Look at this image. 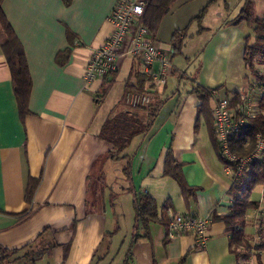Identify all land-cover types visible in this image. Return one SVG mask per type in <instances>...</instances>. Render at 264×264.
<instances>
[{
	"label": "crops",
	"instance_id": "obj_1",
	"mask_svg": "<svg viewBox=\"0 0 264 264\" xmlns=\"http://www.w3.org/2000/svg\"><path fill=\"white\" fill-rule=\"evenodd\" d=\"M245 1L175 0L153 40L174 62L191 36L189 43L196 41V53L189 56L194 69L187 73L173 66L175 88L169 91V83L158 88L164 105L149 133L134 138L127 157L117 159L109 156L112 145L100 133L116 104L124 102L126 90L146 88L149 79L132 56L121 58L119 70L104 79L87 82L84 77L92 50L113 34L109 17L116 0L3 1L24 48L32 87L29 111L22 115L13 83L17 70L2 49L0 27V264H117L119 256L123 264L128 252L131 264L241 261L231 250L223 220H212L203 246L192 233L170 238L168 225L171 213L212 218L214 210L228 214L233 205L235 173L213 141L212 114L219 96L210 98L212 112L202 115L203 102L194 89H217L234 108L247 97L249 108L259 110L264 91L256 96L244 62L246 37L254 35L253 28L247 20L233 22ZM251 1L254 16L264 19V0ZM184 78L190 81L187 89L181 88ZM116 86L119 96L111 102ZM168 159L181 164L191 195L164 175ZM128 164L130 175L124 173ZM138 193L156 200L158 218L147 227L141 221L136 233ZM257 201L260 207L248 211L245 231L264 264V249L255 248L264 244V194ZM124 218L133 234L126 251L110 263ZM251 262L258 264L255 256Z\"/></svg>",
	"mask_w": 264,
	"mask_h": 264
},
{
	"label": "trees",
	"instance_id": "obj_2",
	"mask_svg": "<svg viewBox=\"0 0 264 264\" xmlns=\"http://www.w3.org/2000/svg\"><path fill=\"white\" fill-rule=\"evenodd\" d=\"M4 0H0V27L3 31L4 38L2 49L10 62H12L17 70V75L13 78L14 91L17 98L20 113L26 115L29 111V96L32 87V79L28 66V61L22 43L16 35L13 27L9 23L3 11ZM175 0H150L145 6L143 16L144 24L155 35L159 28L160 22L164 15L169 12ZM247 20L252 25V34L246 37V46L244 51V62L248 70L255 78L256 84H264V70L257 69L256 57L264 61V19H258L254 16L253 4L251 0H246L241 11V16L234 23ZM182 40L177 45L179 51ZM264 65V62L260 63ZM262 72V73H261ZM149 79V78H148ZM143 86L138 91H144ZM130 89H127L129 91ZM202 100L200 108L202 115L205 112H212L209 107L210 98L213 97L211 90L196 87L194 89ZM237 97V96H236ZM121 104L125 107L120 111L113 112L106 120L100 135L112 145L109 154L111 158L117 159L127 157L125 150L132 143L134 138L140 135H147L158 117L164 100L159 99V95L155 92L150 104L139 107H130L125 103V99ZM233 103L231 102V105ZM213 115V114H212ZM207 118L211 120V116ZM214 122V115H213ZM214 124V123H213ZM215 126V125H214ZM215 128V127H214ZM261 134L264 137V95L259 102V110L255 116L250 118L248 125L240 128L230 138L232 151L237 155H247L253 151L256 144V137ZM213 141L219 157L226 162L221 154L220 147L216 137V131H213ZM126 175H130V165L124 169ZM164 175L170 176L177 181L184 195H191L192 188L186 183L181 170V164L173 159H168ZM256 186H264V151L260 159L250 163L244 175L235 179L230 189L231 195L234 196V202L228 214L219 215L215 210L212 213V220L220 219L226 223L227 232L230 234V247L233 253L241 259L238 264H252L251 259L255 256L256 261L260 260L259 252H252L254 244L252 236L245 231L247 223V213L249 210L258 209L260 202L250 198L253 189ZM168 204H164V208H168ZM134 209L136 213L135 225L136 233L139 224L142 221L143 226L147 227L149 221L158 218V205L156 200L150 195L137 194L134 200ZM134 234V242L137 241L138 235ZM255 248L259 251L264 249V244L259 243ZM130 251V250H129ZM131 256L128 252L127 259L123 264H131ZM261 264V263H260Z\"/></svg>",
	"mask_w": 264,
	"mask_h": 264
},
{
	"label": "built area",
	"instance_id": "obj_3",
	"mask_svg": "<svg viewBox=\"0 0 264 264\" xmlns=\"http://www.w3.org/2000/svg\"><path fill=\"white\" fill-rule=\"evenodd\" d=\"M145 6L144 0H116L109 17L114 25L113 34L92 50L84 71L87 82L104 79L119 70L121 58H138L149 78V84L144 91L129 90L125 93V103L133 108L150 104L158 88L167 85L173 71L170 54L153 40L151 30L143 22ZM211 93L214 97L219 96L213 115L220 151L226 165L233 168L234 177L238 179L244 175L250 163L261 158L264 151V137L261 134L256 137L253 151L244 156L235 154L230 144L232 135L248 125L256 110L249 108L247 97L243 98L239 108H234L230 99L221 96L217 89H211ZM211 223V217L171 213L168 236L174 238L180 234L192 233L198 244L203 246L208 239Z\"/></svg>",
	"mask_w": 264,
	"mask_h": 264
},
{
	"label": "rangeland",
	"instance_id": "obj_4",
	"mask_svg": "<svg viewBox=\"0 0 264 264\" xmlns=\"http://www.w3.org/2000/svg\"><path fill=\"white\" fill-rule=\"evenodd\" d=\"M164 37L165 35H167V37H169L171 35L170 32H168V30L166 31V29H164ZM189 39H187V44L185 43V45L183 46V50L181 53H178L175 57H174V62L172 61V65L174 67H179V69H183L187 71V73H190L191 71H193L194 67H192V64H193V61H192V58H189V56H192L194 53H196V41H194L193 43H189L190 42V39H191V36L188 37ZM191 44V45H190ZM256 68L257 69H260L264 70V65H261L260 63L261 62H264L260 59V56H257L256 57ZM198 64V60L196 62V65ZM261 72V73H262ZM264 74V73H263ZM122 77V76H121ZM119 78V86L120 84L122 83V78ZM171 77V76H170ZM170 77L168 78V90L170 91L173 88H175L174 86V79H170ZM252 78H253V75H252ZM253 80L255 81V78H253ZM257 82L255 81V87L254 89L256 88L257 92L258 93H255L256 96L258 97V95H260V91H264V84L261 85L262 83H259L256 84ZM176 85V84H175ZM118 86V85H117ZM115 87L114 91L110 94V100L111 102L117 98V96H119V87ZM190 86V81H188L186 78H184L183 80V83H182V86L181 88L183 89H187V87ZM254 100H256V98H254ZM107 105L110 107V101L108 100L107 101ZM116 108H113L114 111L113 112H117V111H120L121 109L125 108L122 104H119L117 103L116 104ZM264 194V188L263 187H260V186H256L253 191H252V197L255 199V200H259L260 197L262 198ZM122 224H120V229L118 231V233H116V237L114 238V245H113V248H112V251L111 253L109 254V262L111 261V257L116 255L118 256L120 254L121 251H126V248L129 244V241H130V238L133 234V226L132 224L129 223V220L127 219H123ZM125 241V246H123V249L122 248V245ZM112 245V244H111ZM112 263V262H110ZM120 263V256L118 258V263Z\"/></svg>",
	"mask_w": 264,
	"mask_h": 264
}]
</instances>
